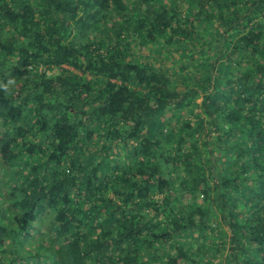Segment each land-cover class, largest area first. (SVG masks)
Wrapping results in <instances>:
<instances>
[{
	"label": "trees",
	"instance_id": "16d2710c",
	"mask_svg": "<svg viewBox=\"0 0 264 264\" xmlns=\"http://www.w3.org/2000/svg\"><path fill=\"white\" fill-rule=\"evenodd\" d=\"M0 264H264V0H0Z\"/></svg>",
	"mask_w": 264,
	"mask_h": 264
},
{
	"label": "rangeland",
	"instance_id": "374dc122",
	"mask_svg": "<svg viewBox=\"0 0 264 264\" xmlns=\"http://www.w3.org/2000/svg\"><path fill=\"white\" fill-rule=\"evenodd\" d=\"M200 101V100H199ZM194 107V106H193Z\"/></svg>",
	"mask_w": 264,
	"mask_h": 264
}]
</instances>
